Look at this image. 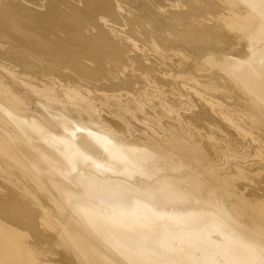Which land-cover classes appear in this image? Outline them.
<instances>
[{"label":"bare ground","instance_id":"obj_1","mask_svg":"<svg viewBox=\"0 0 264 264\" xmlns=\"http://www.w3.org/2000/svg\"><path fill=\"white\" fill-rule=\"evenodd\" d=\"M0 264H264V0H0Z\"/></svg>","mask_w":264,"mask_h":264}]
</instances>
